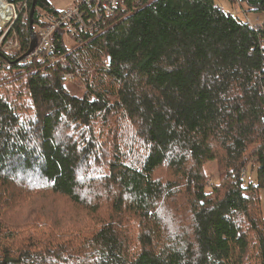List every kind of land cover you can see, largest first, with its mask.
Returning a JSON list of instances; mask_svg holds the SVG:
<instances>
[{
  "label": "trees",
  "instance_id": "1",
  "mask_svg": "<svg viewBox=\"0 0 264 264\" xmlns=\"http://www.w3.org/2000/svg\"><path fill=\"white\" fill-rule=\"evenodd\" d=\"M36 7L0 56L19 85L0 91V264H264V22L121 0L73 48L56 36L63 64H24L38 7L56 13ZM58 197L78 223L33 208Z\"/></svg>",
  "mask_w": 264,
  "mask_h": 264
},
{
  "label": "built area",
  "instance_id": "2",
  "mask_svg": "<svg viewBox=\"0 0 264 264\" xmlns=\"http://www.w3.org/2000/svg\"><path fill=\"white\" fill-rule=\"evenodd\" d=\"M33 1L0 0V56H13L21 50L22 45L14 27L20 17L24 20L30 17ZM120 5L121 0H77L66 10L55 9L56 13L38 7L40 24L35 25L38 33L37 47L23 63L36 59L40 62L50 61L55 65L63 64L66 56L56 48V36L61 37L66 49H71L79 43L81 35L96 32L103 19L114 15ZM69 40L74 42L71 47ZM1 64L0 59V67ZM65 79L73 80L70 75H65Z\"/></svg>",
  "mask_w": 264,
  "mask_h": 264
},
{
  "label": "rangeland",
  "instance_id": "3",
  "mask_svg": "<svg viewBox=\"0 0 264 264\" xmlns=\"http://www.w3.org/2000/svg\"><path fill=\"white\" fill-rule=\"evenodd\" d=\"M50 7H53L57 10H66L72 6L77 0H47ZM235 4L231 0H218V4L229 14H232L248 23L253 25L254 27H259L264 22V14H256L253 12L248 11L247 6H242L239 0L234 1ZM69 47L74 45V42L68 41ZM9 77V76H8ZM10 78V77H9ZM12 81V79H9V81ZM72 80V79H71ZM9 81H1L0 83V91L2 93L8 94V95H16V92L18 90L19 85L16 83H10ZM70 82V81H68ZM16 84V85H14ZM78 88L76 87L74 92H78ZM80 89V88H79ZM27 102H30V99L28 100V97H26ZM218 166L216 162H211L206 165V172L209 177V183L216 182L218 180ZM249 171V169H248ZM46 200H52V198L47 197ZM41 200L39 203L35 204L33 208L40 207L43 213L51 214L54 217L59 216L61 217L64 215V213L69 214L67 215L68 218H65L69 223L76 224L78 223L76 218H71V213H69V209L66 205V203L59 199L53 202V201H46ZM22 209H26L27 212L29 211L27 207L25 206ZM67 210V211H66ZM23 221L24 220H33L35 218H30L29 215H27L26 212H22ZM74 216V215H73ZM62 218V217H61ZM77 221V222H76ZM80 221V220H79ZM76 222V223H75Z\"/></svg>",
  "mask_w": 264,
  "mask_h": 264
},
{
  "label": "water",
  "instance_id": "4",
  "mask_svg": "<svg viewBox=\"0 0 264 264\" xmlns=\"http://www.w3.org/2000/svg\"><path fill=\"white\" fill-rule=\"evenodd\" d=\"M37 0H34L33 7L31 10V17H30V26L33 27L34 25V14H35V7H36ZM37 47V37L35 35H32V42L29 51L26 53L25 57L30 56V54L36 49Z\"/></svg>",
  "mask_w": 264,
  "mask_h": 264
}]
</instances>
